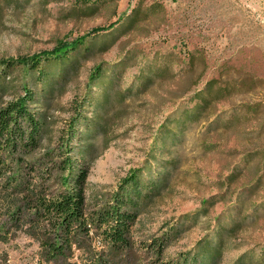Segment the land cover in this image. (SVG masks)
<instances>
[{
	"label": "rangeland",
	"instance_id": "rangeland-1",
	"mask_svg": "<svg viewBox=\"0 0 264 264\" xmlns=\"http://www.w3.org/2000/svg\"><path fill=\"white\" fill-rule=\"evenodd\" d=\"M119 21L115 30L91 38L52 81L51 95L41 97L48 126L42 147L57 146L75 106L86 102L91 71L102 66L79 144L90 170L92 211L149 159L160 127L181 104L210 81L230 86L229 98L157 152L169 168L168 185L132 228L130 250L112 254L95 239L74 258L78 264H171L207 235L238 195L249 196L248 187L258 185L249 204L264 201V0H0V59L50 52ZM220 114L222 123L212 125ZM210 198L216 203L208 216L188 225L164 258L147 249ZM259 214L257 223L227 240L219 264L264 246V207ZM39 250L18 233L0 244V264H38Z\"/></svg>",
	"mask_w": 264,
	"mask_h": 264
},
{
	"label": "trees",
	"instance_id": "trees-1",
	"mask_svg": "<svg viewBox=\"0 0 264 264\" xmlns=\"http://www.w3.org/2000/svg\"><path fill=\"white\" fill-rule=\"evenodd\" d=\"M119 24L97 28L73 42H61L50 52L0 59V244L9 243L18 233L26 235L39 244L38 264H78L75 251L95 239L112 254L130 250L132 228L168 185L169 168L157 152L172 141L178 142L190 124L204 119L214 103L232 94L230 86L210 81L181 104L160 127L144 165L130 171L100 208L89 211L86 192L90 170L79 144L86 137L90 123L86 107L103 78L102 66L91 71L86 102L75 106L57 146L46 150L42 146L48 126L40 100L51 95L52 81L62 76L64 67L91 38H100ZM221 123L222 114L212 125ZM257 186L245 190L249 196L245 192L238 195L215 219L207 235L170 263L219 264L227 240L260 218L259 207H264V201L249 204ZM215 203L213 198L205 200L198 211L168 227L147 249L164 258L188 225H197ZM102 260L95 264H102ZM234 264H264V246L244 253Z\"/></svg>",
	"mask_w": 264,
	"mask_h": 264
}]
</instances>
